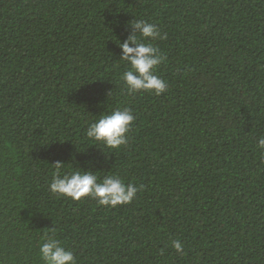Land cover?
I'll return each mask as SVG.
<instances>
[{"label": "trees", "instance_id": "obj_1", "mask_svg": "<svg viewBox=\"0 0 264 264\" xmlns=\"http://www.w3.org/2000/svg\"><path fill=\"white\" fill-rule=\"evenodd\" d=\"M134 19L160 29V95L121 79ZM124 107L126 145L86 138ZM261 137L264 0H0V264H43L45 233L77 264H264ZM58 161L140 190L52 194Z\"/></svg>", "mask_w": 264, "mask_h": 264}, {"label": "clouds", "instance_id": "obj_2", "mask_svg": "<svg viewBox=\"0 0 264 264\" xmlns=\"http://www.w3.org/2000/svg\"><path fill=\"white\" fill-rule=\"evenodd\" d=\"M128 27L132 29L131 34L123 43L120 40L118 43L122 49L120 59L128 64L121 79L130 93L146 91L160 95L166 91L167 82L156 74V68L164 58L152 43L162 38L160 29L154 23L139 19L129 22ZM135 118L130 108H117L90 121L85 136L109 151L119 150L128 143L127 133ZM257 148L264 153V137L259 138ZM54 165L56 173L48 184V190L74 201L88 197L95 199L100 206L117 207L130 204L140 190L132 183L125 184L115 174L100 179L97 172L84 170L74 163L68 171H63L65 163L58 161ZM51 232L54 234L55 229ZM172 247L178 254L183 252L179 240L172 241ZM38 255L43 264H77L73 251L66 249L49 233L41 237Z\"/></svg>", "mask_w": 264, "mask_h": 264}]
</instances>
